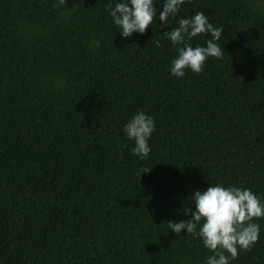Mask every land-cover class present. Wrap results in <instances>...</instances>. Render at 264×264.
Listing matches in <instances>:
<instances>
[{"label":"trees","instance_id":"1","mask_svg":"<svg viewBox=\"0 0 264 264\" xmlns=\"http://www.w3.org/2000/svg\"><path fill=\"white\" fill-rule=\"evenodd\" d=\"M109 2L0 0V264H203L167 221L209 183L264 195V0H185L169 24L203 12L222 57L182 78L169 25L123 38ZM141 110L143 160L122 132ZM256 222L231 264H264Z\"/></svg>","mask_w":264,"mask_h":264},{"label":"clouds","instance_id":"2","mask_svg":"<svg viewBox=\"0 0 264 264\" xmlns=\"http://www.w3.org/2000/svg\"><path fill=\"white\" fill-rule=\"evenodd\" d=\"M159 2L162 10L157 11L156 0H116L114 5L110 0L109 15L123 38L134 33L143 34L157 18L162 24H168L170 30L163 35L175 46L177 53L169 69L173 77H184L186 70L200 73L207 58L222 57L217 43L221 27L210 23L201 11L190 17H179L173 27L169 17H177L185 0ZM200 34H208L211 38L203 46H193L191 41ZM95 43L99 46V41ZM155 127L154 117L142 110L135 112L123 125L125 137L134 142L130 152L141 160L151 151L149 139ZM147 171L149 169H140L138 174L141 176ZM190 198L191 206L183 210L189 218L178 222L168 220L167 227L177 235L183 231L199 237L203 247L211 253L204 257L203 264H231L238 250H246L257 241L261 225L256 220L264 218V195L242 186L209 183L206 189L194 191Z\"/></svg>","mask_w":264,"mask_h":264}]
</instances>
